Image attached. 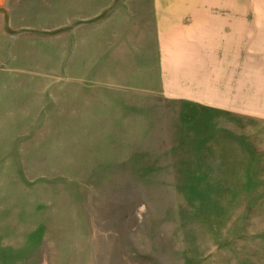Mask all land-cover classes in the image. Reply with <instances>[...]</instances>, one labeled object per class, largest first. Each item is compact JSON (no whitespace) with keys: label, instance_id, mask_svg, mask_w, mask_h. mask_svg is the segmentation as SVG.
Segmentation results:
<instances>
[{"label":"rangeland","instance_id":"rangeland-1","mask_svg":"<svg viewBox=\"0 0 264 264\" xmlns=\"http://www.w3.org/2000/svg\"><path fill=\"white\" fill-rule=\"evenodd\" d=\"M212 1L0 0V264H264V118L163 89Z\"/></svg>","mask_w":264,"mask_h":264},{"label":"crops","instance_id":"crops-1","mask_svg":"<svg viewBox=\"0 0 264 264\" xmlns=\"http://www.w3.org/2000/svg\"><path fill=\"white\" fill-rule=\"evenodd\" d=\"M216 1L212 3L219 4L220 1ZM226 1L225 6L228 8L231 6L229 10L213 8L202 11L195 8L190 11V16L187 15L189 19L184 21L186 25L176 27L172 25L181 36L180 46L183 40L191 44L190 39H192L193 44H197L194 58L199 54H202V58L210 48V52L215 51L213 53L215 62L211 63V70L201 76L195 64H189L186 72L183 69L186 67V62L182 63L184 73L182 75L175 73L178 65L176 60H173L171 73L166 69L163 89L177 95H185L195 101L210 98L224 108L228 107L242 113L250 112L252 118L262 119L264 118V15H258L256 19V16L251 14L239 13L238 0ZM168 29L162 26L159 31L162 33ZM195 38L200 42L194 43ZM190 50L191 48L188 49ZM190 56L188 59L191 58ZM239 70L246 74H239Z\"/></svg>","mask_w":264,"mask_h":264}]
</instances>
